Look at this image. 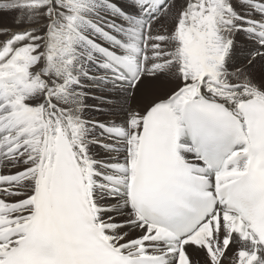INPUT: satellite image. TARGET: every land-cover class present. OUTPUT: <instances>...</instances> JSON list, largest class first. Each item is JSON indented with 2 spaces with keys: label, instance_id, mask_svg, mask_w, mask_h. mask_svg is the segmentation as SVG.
<instances>
[{
  "label": "snow or ice",
  "instance_id": "snow-or-ice-1",
  "mask_svg": "<svg viewBox=\"0 0 264 264\" xmlns=\"http://www.w3.org/2000/svg\"><path fill=\"white\" fill-rule=\"evenodd\" d=\"M0 264H264V0H0Z\"/></svg>",
  "mask_w": 264,
  "mask_h": 264
}]
</instances>
